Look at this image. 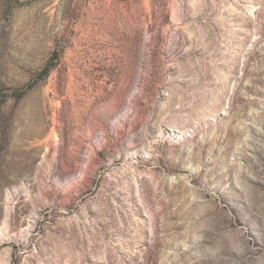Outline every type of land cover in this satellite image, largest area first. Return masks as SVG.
Here are the masks:
<instances>
[{
	"label": "rangeland",
	"instance_id": "obj_1",
	"mask_svg": "<svg viewBox=\"0 0 264 264\" xmlns=\"http://www.w3.org/2000/svg\"><path fill=\"white\" fill-rule=\"evenodd\" d=\"M0 264H264V0H0Z\"/></svg>",
	"mask_w": 264,
	"mask_h": 264
}]
</instances>
